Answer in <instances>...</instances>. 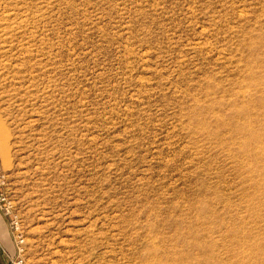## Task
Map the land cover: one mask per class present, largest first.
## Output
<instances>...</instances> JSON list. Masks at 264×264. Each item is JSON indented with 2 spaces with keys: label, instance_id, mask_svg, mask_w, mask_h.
<instances>
[{
  "label": "rangeland",
  "instance_id": "rangeland-1",
  "mask_svg": "<svg viewBox=\"0 0 264 264\" xmlns=\"http://www.w3.org/2000/svg\"><path fill=\"white\" fill-rule=\"evenodd\" d=\"M0 167L23 264H264V0H0Z\"/></svg>",
  "mask_w": 264,
  "mask_h": 264
},
{
  "label": "crops",
  "instance_id": "crops-1",
  "mask_svg": "<svg viewBox=\"0 0 264 264\" xmlns=\"http://www.w3.org/2000/svg\"><path fill=\"white\" fill-rule=\"evenodd\" d=\"M8 227V219L0 205V264H10L8 257L13 256L11 241L7 234Z\"/></svg>",
  "mask_w": 264,
  "mask_h": 264
},
{
  "label": "built area",
  "instance_id": "built-area-1",
  "mask_svg": "<svg viewBox=\"0 0 264 264\" xmlns=\"http://www.w3.org/2000/svg\"><path fill=\"white\" fill-rule=\"evenodd\" d=\"M17 241L20 244L22 242V239L20 237H18ZM21 250L22 249L20 247H18V245H17V247H16V253H17L16 256L15 257H8L10 264H23L22 257H20L18 255L21 252Z\"/></svg>",
  "mask_w": 264,
  "mask_h": 264
}]
</instances>
